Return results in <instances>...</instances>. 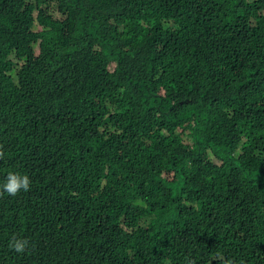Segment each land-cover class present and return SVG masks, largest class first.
<instances>
[{
	"label": "trees",
	"instance_id": "trees-1",
	"mask_svg": "<svg viewBox=\"0 0 264 264\" xmlns=\"http://www.w3.org/2000/svg\"><path fill=\"white\" fill-rule=\"evenodd\" d=\"M0 150V264H264V0H0Z\"/></svg>",
	"mask_w": 264,
	"mask_h": 264
},
{
	"label": "clouds",
	"instance_id": "clouds-1",
	"mask_svg": "<svg viewBox=\"0 0 264 264\" xmlns=\"http://www.w3.org/2000/svg\"><path fill=\"white\" fill-rule=\"evenodd\" d=\"M65 14L61 12L58 6H50L49 12L44 17H38L36 13L32 17V24L30 31L33 33H42L51 29V27L56 24L57 20H61ZM41 19V21H40ZM39 27V29L36 28ZM39 41L37 39V43L35 47L37 51L35 54L39 52ZM113 65V63H112ZM4 158V152L0 150V160ZM31 180L27 175L20 174L18 172H9L4 180V182L0 183V195L7 193L11 197H15L21 192H27L30 190ZM29 241L26 238H20L15 235L11 237L9 240L8 247L16 252L17 254H23L28 249ZM189 264H192L190 261ZM222 264H234L233 260L227 259L223 260ZM243 264V262H241Z\"/></svg>",
	"mask_w": 264,
	"mask_h": 264
},
{
	"label": "rangeland",
	"instance_id": "rangeland-1",
	"mask_svg": "<svg viewBox=\"0 0 264 264\" xmlns=\"http://www.w3.org/2000/svg\"><path fill=\"white\" fill-rule=\"evenodd\" d=\"M2 2L6 3V2H7V0H2ZM36 28H37V29H39V27H38V26H36ZM36 51H37V48L35 47V52H36ZM109 68H111V69H112V68H113V65L109 66ZM187 137H188V136H185V139H187Z\"/></svg>",
	"mask_w": 264,
	"mask_h": 264
}]
</instances>
